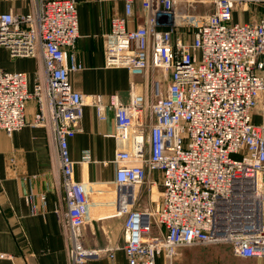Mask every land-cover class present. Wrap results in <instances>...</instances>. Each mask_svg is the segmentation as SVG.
Segmentation results:
<instances>
[{
    "label": "built area",
    "instance_id": "built-area-1",
    "mask_svg": "<svg viewBox=\"0 0 264 264\" xmlns=\"http://www.w3.org/2000/svg\"><path fill=\"white\" fill-rule=\"evenodd\" d=\"M99 1L124 5L111 19L104 54L107 67L144 78L131 82L127 103L73 87L71 75L83 70L76 0H38L36 12L0 14V53L42 62L32 90L27 73L0 65V130L42 127L55 138L70 264L107 252L89 249L83 235L102 202L110 206L102 216L126 219V260L109 253V264H158L181 248L213 245L264 264V0ZM87 106L101 121L110 111L116 122L111 198L107 186L97 191L76 179L69 139L81 131ZM154 172L161 173L159 206L134 209L137 189L155 185Z\"/></svg>",
    "mask_w": 264,
    "mask_h": 264
},
{
    "label": "crops",
    "instance_id": "crops-1",
    "mask_svg": "<svg viewBox=\"0 0 264 264\" xmlns=\"http://www.w3.org/2000/svg\"><path fill=\"white\" fill-rule=\"evenodd\" d=\"M76 2L80 37L75 54L83 70L71 75L74 89L84 95L118 94L127 103L131 82L143 83L144 78L134 77L126 68L107 67L104 54L111 19L123 15V3ZM38 6V0H0V14H30L36 12ZM0 65L8 71L27 73L31 90L36 73L42 68L39 58L11 59L6 49L1 50ZM138 92H144L141 85ZM36 108L35 101L27 103L28 119L34 117ZM115 128L110 111L106 112V120L101 121L95 109L87 106L81 131L69 139L76 179L97 191L105 190L115 181L113 160L119 149L112 137ZM149 180L155 185L151 190L148 184L137 189L134 209L153 211L159 206L161 173H151ZM144 198L148 204H142ZM109 208L104 202L95 203L92 211L95 214L83 228L89 249L107 251L90 264H109V253L114 254L117 262L126 260V219L124 216H102ZM66 211L58 146L51 131L29 126L8 135L0 130V254L5 255L0 258V264H70V241L63 223ZM162 257L159 260L164 263Z\"/></svg>",
    "mask_w": 264,
    "mask_h": 264
},
{
    "label": "rangeland",
    "instance_id": "rangeland-1",
    "mask_svg": "<svg viewBox=\"0 0 264 264\" xmlns=\"http://www.w3.org/2000/svg\"><path fill=\"white\" fill-rule=\"evenodd\" d=\"M249 19L250 15L245 13L242 20L247 21ZM261 103L260 106L263 107L264 97ZM259 113L260 111L257 110L255 115L257 124L261 122ZM107 189L108 191L111 190L108 195L111 198L113 187L108 186ZM141 190L145 189L142 188ZM142 204H148L147 199L144 198ZM160 260V264H263V262L257 260L236 258L231 253L229 246L226 245L184 247L179 249L171 260L166 259L164 263L160 262Z\"/></svg>",
    "mask_w": 264,
    "mask_h": 264
}]
</instances>
